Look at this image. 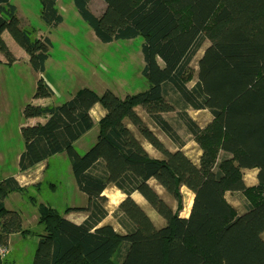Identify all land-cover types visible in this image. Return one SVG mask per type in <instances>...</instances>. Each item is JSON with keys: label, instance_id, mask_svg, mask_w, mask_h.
I'll use <instances>...</instances> for the list:
<instances>
[{"label": "trees", "instance_id": "obj_1", "mask_svg": "<svg viewBox=\"0 0 264 264\" xmlns=\"http://www.w3.org/2000/svg\"><path fill=\"white\" fill-rule=\"evenodd\" d=\"M39 1L42 22L57 29L64 22L57 0ZM91 1L73 0L101 43L143 40L142 76L149 87L124 99L84 88L62 105L25 108L26 121L46 122L21 130L19 171L65 153L78 189L88 197V207L75 210L87 211L88 217L74 224L52 206L38 205L31 191L38 192L41 184L22 187L9 177L0 182L2 237L32 234L5 208L8 196L17 193L38 207V227L45 233L33 264H264V0H103L107 7L100 18L88 10ZM17 14L12 0H0V53L8 65L13 62L2 38L7 32L29 55L34 72L42 75L52 41L39 40L38 31ZM206 40L211 45L199 62V80L189 88V65ZM53 94L40 79L33 99H51ZM96 105L106 113L99 121L97 142L79 154L76 143L94 128L91 112ZM137 107L145 109L154 126L174 143L175 153L145 125ZM190 109L208 111L212 123L201 128L189 116ZM176 111L202 150L199 166L181 151L184 141L162 116ZM125 119L166 160L152 158ZM253 169L258 184L249 188L242 171ZM152 179L175 197L178 211L151 188ZM111 185L126 196L114 213L124 234L111 225L100 226L108 216L103 194ZM183 186L194 194L185 218L179 214ZM226 192L246 196L245 214L238 215L228 204ZM136 193L166 221L163 228L157 229L133 200Z\"/></svg>", "mask_w": 264, "mask_h": 264}, {"label": "rangeland", "instance_id": "obj_2", "mask_svg": "<svg viewBox=\"0 0 264 264\" xmlns=\"http://www.w3.org/2000/svg\"><path fill=\"white\" fill-rule=\"evenodd\" d=\"M94 2L98 1L92 0L90 5ZM12 3L26 17V20H24L22 17L17 16L18 19L28 27L35 28L38 31L36 37L39 40L43 41L46 37L50 38L53 47L50 50V58L46 63L45 73L42 75L34 72L30 66V57L26 59L22 54L15 55L10 48L11 55H15L18 61L14 64L11 63L12 65L0 66V181L12 177L18 171L19 159L24 151V140L21 130L39 123L35 120L26 121L24 111L30 104L36 106L34 101L46 100L33 99L40 79L54 93L51 98L54 105H62L71 100L78 91L84 88L91 89L99 96L109 91L114 93L115 96L124 99L129 95L142 93L149 87L148 81L142 76L145 64L141 52L143 44L141 38L112 42L110 44L101 43L92 29L80 17L73 0H59L56 4L58 12L64 18V22L57 29H49L42 22V6L39 0H12ZM91 13L97 18H100L103 14L97 11ZM210 45L211 42L206 40L189 65L190 78L187 82L189 88H193L199 80V62ZM157 64L164 68V65L158 60ZM96 106L91 112L95 127L75 146L79 154H84L97 142L99 121L105 114L100 105ZM135 112L162 142L167 151L175 153L178 150L174 143L154 126L145 109L137 107ZM188 114L203 129L213 121V117L208 111L190 109ZM162 116L173 126L184 141L185 146L181 151L196 166H199L202 150L195 138L187 132L179 113L177 111L170 112L162 114ZM124 124L152 158L166 160L162 153L154 149L143 138L129 119H125ZM219 156L222 158L223 153L220 152ZM242 174L247 187L257 186L256 169L243 170ZM41 179L43 180L36 184H41V189L38 192L33 189L31 191L37 198L38 205L52 206L62 213V216L66 215L67 213L64 211L71 204V201L75 199L72 184L76 185L67 155L64 153L49 160L46 173ZM149 185L172 211H178L179 203L173 195L169 194L155 179L150 180ZM180 190L182 207L179 214L185 218L191 212L194 194L184 186ZM103 196L107 200L105 208L108 211L105 222L113 226L118 232L124 233V230L114 218V213L120 203L126 199V196L113 185L108 187ZM132 198L150 217L157 229H161L166 225V221L153 210L140 194H133ZM225 199L238 215L245 214L248 201L246 196L241 193L226 192ZM12 201L13 206L21 210L32 208V203L20 194L12 196L10 202L12 203ZM39 201L44 203L40 204ZM86 203H88V197ZM262 237L264 239V234ZM21 247L22 245L18 246L10 255L8 254L3 260V264H15V261L19 258H21V261L24 259L28 262V255L25 257L21 255ZM32 256H34V253Z\"/></svg>", "mask_w": 264, "mask_h": 264}, {"label": "crops", "instance_id": "obj_3", "mask_svg": "<svg viewBox=\"0 0 264 264\" xmlns=\"http://www.w3.org/2000/svg\"><path fill=\"white\" fill-rule=\"evenodd\" d=\"M58 1L59 0H57V3H58ZM17 10H18L17 16H20L24 20H26V17L22 15L21 11H19L18 8H17ZM0 56L3 58V60L0 59V62L2 63V64H0V66H7L8 61L5 59V57L1 53H0ZM12 57H13L12 64H14L15 62L18 61V58H16L15 55H12ZM12 64H10V65H12ZM50 104H52L51 99L50 100L46 99L43 101H34V105H36V106H47ZM96 107H94V109ZM102 111L104 112V114H106L103 109H102ZM33 120H35L36 122L42 123V124H44L46 122V119H44V118L31 119L28 121H33ZM89 133H87L79 141L83 140ZM78 142L76 143V145L78 144ZM60 155L61 154H59L55 157H58ZM47 165H48V161H44V162L39 163L36 166L30 168L26 172H20L19 167H18L17 173H15L12 177L15 178L17 180V182L20 184V186H22V187L28 188L30 186H34L43 180V179H41V177L43 175H45ZM5 179H7V178H5ZM72 187L74 188L75 199H73V201H71V204L68 206V208H71L74 210L67 213L63 217L66 218L67 220L73 222L76 225H81L87 219L88 212L85 210H75V209H86L88 207V203H86L87 196L85 194H83L82 192H80V190L77 187V184L76 185L72 184ZM15 194H17V193L9 195L8 198L5 200V202H4L5 208L9 212L18 215L23 231H28L32 234H25V235H23L22 233L3 234V240L9 248V251H10L9 255L14 250H16V248L18 246L20 247V245H22V247H21L22 248V254L21 255H23L24 257L28 255V257H27L28 262H26V260H24V259H22V261H21V258H19L17 261H15V264H33L34 256H32V254L33 253L35 254V250H36V247L39 243L40 237L44 236L45 233H43V231L38 227L39 217H40L38 208L34 207L33 204H32V208H29L26 210H21L15 206H13V201L11 203L10 199L12 198V196H15ZM78 201H80V202H78ZM39 203L43 204L44 202L39 201ZM105 220L102 222V224L100 226L109 225V223H106ZM115 231L118 232L116 229H115ZM118 233L124 234L121 232H118Z\"/></svg>", "mask_w": 264, "mask_h": 264}, {"label": "bare ground", "instance_id": "obj_4", "mask_svg": "<svg viewBox=\"0 0 264 264\" xmlns=\"http://www.w3.org/2000/svg\"><path fill=\"white\" fill-rule=\"evenodd\" d=\"M98 2H94L93 4L89 5V10L91 12L97 11L98 13H103L107 7V4L103 0H96ZM101 5V6H100ZM3 41L7 45V47L10 48V50L15 54V55H21L25 56L26 59H29V55L27 53H24L23 50L15 43V41L11 38V36L5 32L2 36ZM0 59L3 60V58L0 56ZM158 62H160L162 65H164L163 61L158 58Z\"/></svg>", "mask_w": 264, "mask_h": 264}, {"label": "built area", "instance_id": "obj_5", "mask_svg": "<svg viewBox=\"0 0 264 264\" xmlns=\"http://www.w3.org/2000/svg\"><path fill=\"white\" fill-rule=\"evenodd\" d=\"M9 254L8 246L3 242V237L0 233V260H4Z\"/></svg>", "mask_w": 264, "mask_h": 264}]
</instances>
